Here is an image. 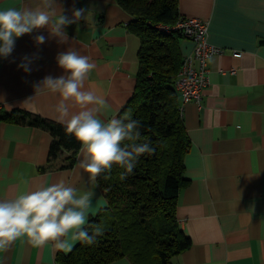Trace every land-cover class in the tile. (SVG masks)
<instances>
[{
	"label": "crops",
	"instance_id": "obj_1",
	"mask_svg": "<svg viewBox=\"0 0 264 264\" xmlns=\"http://www.w3.org/2000/svg\"><path fill=\"white\" fill-rule=\"evenodd\" d=\"M41 2L0 0V5L33 7ZM63 2L65 9L91 7L88 19L67 31L74 37L73 46L95 63L86 83L105 97L106 116L120 115L139 72L140 40L127 28L130 16L114 0ZM178 7L180 18L207 22L209 42L224 52L208 60L209 84L201 105H183L191 147L183 175L188 184L179 194L176 218L192 246L172 264H264V0H178ZM39 32L47 36L40 29L18 38L11 56L0 60V110L21 109L60 123L58 94H35L34 85L47 75L62 74L55 58L67 45L48 39L37 46ZM193 49L191 41H182L184 56ZM235 52L242 56L234 57ZM33 54L38 58L25 73L17 66ZM52 141L47 131L0 122V195L13 198L19 191L60 180L94 188L90 221L107 205L99 176L92 182L78 168L81 151L72 168H62L68 152L48 162ZM78 242L64 252L50 244L37 248L17 240L0 251V264H61L58 254H70ZM112 264L132 262L124 258Z\"/></svg>",
	"mask_w": 264,
	"mask_h": 264
},
{
	"label": "trees",
	"instance_id": "obj_2",
	"mask_svg": "<svg viewBox=\"0 0 264 264\" xmlns=\"http://www.w3.org/2000/svg\"><path fill=\"white\" fill-rule=\"evenodd\" d=\"M130 16L127 28L140 40L135 91L120 115L131 112L141 122V135L156 148L141 157L130 174L114 166L98 177L107 205L89 222L104 227L93 246L78 242L61 264H112L124 258L132 264H172L192 246L176 218L179 194L187 186L185 157L191 147L175 85L183 66L179 32L166 34L158 24L174 25L180 18L178 0H114ZM191 41V40H189ZM192 42V41H191ZM193 43V42H192ZM0 122L35 127L53 137L48 162L71 153L63 169L72 168L80 151L65 125L15 109L0 110Z\"/></svg>",
	"mask_w": 264,
	"mask_h": 264
},
{
	"label": "clouds",
	"instance_id": "obj_3",
	"mask_svg": "<svg viewBox=\"0 0 264 264\" xmlns=\"http://www.w3.org/2000/svg\"><path fill=\"white\" fill-rule=\"evenodd\" d=\"M90 12L91 7L73 5L65 9L63 0H42L33 7L0 5V60L11 56L18 38L40 29L46 30L47 36L39 32L34 37L37 46L48 39L67 45L55 58L62 74L45 76L34 85L35 94H58V120L80 145L77 166L95 182L114 166L124 170L122 175L132 173L141 157L154 153L156 148L142 138L141 122L131 112L107 117L105 97L86 83L95 63L73 46L74 37L67 29L87 20ZM37 58L36 54L25 56L17 67L30 73ZM94 196V188H77L64 180L19 191L13 198L0 195V251H7L17 240L37 248L50 244L64 252L71 251L77 241L88 246L97 244L104 227L89 222Z\"/></svg>",
	"mask_w": 264,
	"mask_h": 264
},
{
	"label": "built area",
	"instance_id": "obj_4",
	"mask_svg": "<svg viewBox=\"0 0 264 264\" xmlns=\"http://www.w3.org/2000/svg\"><path fill=\"white\" fill-rule=\"evenodd\" d=\"M155 28L166 34L179 32L194 44L193 52L184 58L175 85L182 97V105L179 109L183 115L184 104L196 102L201 105L203 92L209 84L208 60L223 53L224 50L209 42V24L197 18H179L174 25L158 24ZM233 55L236 58L242 56L239 52ZM232 72L235 73V69Z\"/></svg>",
	"mask_w": 264,
	"mask_h": 264
}]
</instances>
